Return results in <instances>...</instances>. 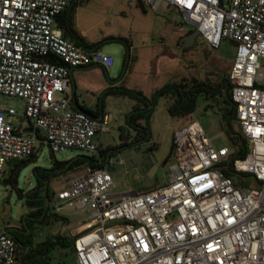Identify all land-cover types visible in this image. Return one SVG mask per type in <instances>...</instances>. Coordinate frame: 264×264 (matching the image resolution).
Masks as SVG:
<instances>
[{"label":"built area","instance_id":"1","mask_svg":"<svg viewBox=\"0 0 264 264\" xmlns=\"http://www.w3.org/2000/svg\"><path fill=\"white\" fill-rule=\"evenodd\" d=\"M70 1L0 0V96L26 102L23 118L0 107V177L44 145L53 153H96L95 138L110 131L109 116L76 110L67 95L72 69L115 63L101 49L89 51L64 35L58 19ZM146 3L154 11L163 4L177 10L213 50L224 40L236 45L229 76L250 150L232 160L228 148L216 150L192 121L175 134L176 163L165 186L117 195L105 168L83 167L54 195L78 211H92L76 235L78 263L264 264V0ZM230 169L234 176L225 173ZM249 178L254 185L241 187ZM17 260L18 245L0 223V264Z\"/></svg>","mask_w":264,"mask_h":264},{"label":"rangeland","instance_id":"2","mask_svg":"<svg viewBox=\"0 0 264 264\" xmlns=\"http://www.w3.org/2000/svg\"><path fill=\"white\" fill-rule=\"evenodd\" d=\"M227 2V0H225ZM143 8L141 7V3ZM163 4L154 11L146 0H78L71 14V26L88 42H105L111 38H124L133 46L132 53L138 58L126 70L124 66L128 47L121 42H108L101 50L114 58L115 63L107 69L111 82L99 77L89 78L88 83L107 85V88H127L141 91L151 99L154 93L164 85L184 80H219L220 76L230 73L237 55V47L229 40H224L218 50H213L201 39L192 47L181 46V38L194 27L185 22L183 16L175 9ZM131 50V48H129ZM131 53V52H129ZM166 53V57L162 56ZM217 65V66H215ZM210 66H214L209 69ZM103 72L105 70L102 69ZM107 90V89H106ZM105 91V90H104ZM99 94L86 95L88 100L105 104L106 115L109 116V132L99 134L94 142L99 150L117 149L123 142L133 141L137 133L128 126L127 118L131 114L136 101L129 97ZM169 99L158 100L151 119V138L138 144L115 150L105 169L111 174L117 195L131 192H142L155 185L161 187L170 183L171 168L176 163L173 149L176 132L187 123L198 121L216 150L228 148L232 153L235 147L226 133L222 115L216 105L200 97L196 111L186 118H174L168 113ZM0 107L14 109L20 117L25 116L26 102L17 97L0 96ZM17 122V121H14ZM27 125L28 122L25 121ZM240 131L238 122L235 124ZM123 136V141H122ZM78 149H65L53 153L44 145L37 153L36 163L24 168L20 174L19 188L25 193L36 187L35 170H50L54 161L66 162L82 156H98ZM170 157L165 167L162 164ZM16 163L6 167L2 179H7ZM84 168L69 171L51 178L49 191L52 195L67 189L71 178L82 174ZM159 176V180L157 177ZM252 178L240 186H253ZM61 206L60 212L56 208ZM29 212L26 199H19L15 189L0 183V223L4 228H21L22 218ZM51 212L58 213L59 222L50 220V224L37 230V242L51 236L76 237L85 227L92 211H78L63 204L55 198L51 203ZM38 227H40L38 225ZM54 262L79 264L76 254L70 250L57 251Z\"/></svg>","mask_w":264,"mask_h":264},{"label":"trees","instance_id":"3","mask_svg":"<svg viewBox=\"0 0 264 264\" xmlns=\"http://www.w3.org/2000/svg\"><path fill=\"white\" fill-rule=\"evenodd\" d=\"M74 8V7H73ZM70 6L59 17L58 25L67 37L69 30H73L70 21L68 23V14ZM125 40V39H123ZM128 42L127 40H125ZM80 45L79 42L76 41ZM98 44L87 46L94 48ZM131 48L130 43H128ZM127 54L125 55L124 65L126 62ZM52 62L60 63L57 59H51ZM233 85L230 76H220L219 80L214 81L210 78L205 80H184L182 82H171L164 85L157 90L151 99L147 98L141 91L130 90L127 88L110 89L107 91L106 96L116 95L122 97H129L136 101L131 114L127 118V124L137 133L136 138L131 142H123L117 149L99 150L98 156H82L77 159L58 162L54 161L53 167L50 170L37 168L35 170L36 187L33 191L25 193L24 190L19 188L20 174L24 168L34 164L38 160V156L32 155L30 158L20 161L15 164L10 171L7 179L0 177V183L10 186L15 189L19 199H26V207L29 212L23 216L21 228H8L9 234L14 238L18 245V263L17 264H66L65 262H54L55 253L57 251L70 250L76 254L75 239H70L66 236H51L47 237L44 241L37 242V230H43L44 227L50 224L53 219L56 222L65 220L60 217L58 213L51 212V203L54 199L49 191L47 184L50 183L52 177L81 169L89 166L94 169L105 168L108 164L109 151L122 150L138 144L143 140H150L151 138V119L154 114V108L160 98L169 99L168 113L174 118H186L191 116L197 109L198 100L203 97L205 100L210 101L212 105H216L222 115L223 126L232 141L235 150L232 152L231 159L244 158L249 153V144L241 131H237L235 124L237 120V107L233 101L232 96ZM86 112L85 110H83ZM229 176H234V170L230 169L229 172L225 171ZM38 225L40 227H38Z\"/></svg>","mask_w":264,"mask_h":264},{"label":"crops","instance_id":"4","mask_svg":"<svg viewBox=\"0 0 264 264\" xmlns=\"http://www.w3.org/2000/svg\"><path fill=\"white\" fill-rule=\"evenodd\" d=\"M78 0H71L70 1V9H69V14H68V23L70 21V14H72V8L76 5ZM167 7V6H166ZM68 39L74 41V42H79L82 41L84 42L87 46L95 45V44H100V42H88L76 29L73 28V30H69V34L67 36ZM124 39V38H120ZM81 45V44H80ZM97 45V46H98ZM90 48V47H89ZM133 46L131 45V50H130V56L128 59L127 63V68L128 70L131 67L132 62H134L138 58V53H132ZM166 53H163L162 56L165 58ZM127 62V58H126ZM125 62V65H126ZM124 65V66H125ZM104 68L99 65H92L86 68H77V69H72L70 73V81H71V88L68 90L67 95L70 98L74 108L76 110L83 111L85 110L87 114L92 116L93 118L96 119H102L105 115V104L104 102L96 103L94 100H88L86 97L87 94L90 92L94 95L102 93L104 90V96H106L107 91H109L112 88H107V85H102L98 83H88V79L94 77L96 78H103V80H106L110 82L106 76V73L102 71ZM107 89V90H106ZM61 97V96H59ZM84 112V111H83Z\"/></svg>","mask_w":264,"mask_h":264},{"label":"water","instance_id":"5","mask_svg":"<svg viewBox=\"0 0 264 264\" xmlns=\"http://www.w3.org/2000/svg\"><path fill=\"white\" fill-rule=\"evenodd\" d=\"M141 4V7L143 8V4H142V2H140ZM197 37H199V32L197 31V30H194L193 31V33L191 34V40L194 42L195 41V39L197 38ZM188 40L185 38V39H183V41L182 42H187ZM108 42H121V43H124L127 47H128V43L125 41V40H123V39H120V38H111V39H109V40H107V41H105V42H102V43H100L98 46H96V47H94V48H88L87 47V45L84 43V42H82V41H80V44L83 46V47H85V48H87L89 51H95V50H97V49H101V47L103 46V45H105L106 43H108ZM192 45V44H191ZM191 45H187V44H184V46L185 47H189V46H191ZM130 49H129V47H128V53H127V62H126V65H125V67L127 68V63H128V59H129V56H130ZM215 66H217V65H215ZM214 66H210L209 67V69H212ZM104 68V67H103ZM104 70H105V73H106V76H107V78H108V80L111 82V80H110V78H109V75H108V72H107V68H104ZM112 89H115V88H112ZM122 141H123V136H122ZM169 159H170V157H168V159H166V161H164V163L162 164V167H165L166 166V164L168 163V161H169ZM159 176L160 175H158V177H157V180H159ZM157 187V185H155L154 187H152V188H150V189H147V190H143V191H149V190H151V189H154V188H156Z\"/></svg>","mask_w":264,"mask_h":264},{"label":"flooded vegetation","instance_id":"6","mask_svg":"<svg viewBox=\"0 0 264 264\" xmlns=\"http://www.w3.org/2000/svg\"><path fill=\"white\" fill-rule=\"evenodd\" d=\"M193 31H194V30H191V31L187 32V33L181 38V46L185 47L184 44H187V45H191V44H192V45L190 46V47H192L194 44H196V43L199 42V40H200L199 37H197V38L195 39L194 42L191 40V34L193 33ZM185 38L188 40L186 43H185V42H182L183 39H185ZM111 154H113V152H112V151H109V157H110ZM110 159H111V158H108V162H107V163H109ZM47 187H49V184H47Z\"/></svg>","mask_w":264,"mask_h":264}]
</instances>
